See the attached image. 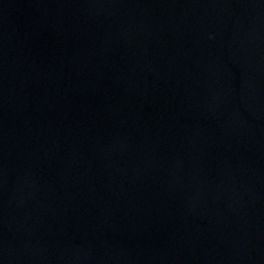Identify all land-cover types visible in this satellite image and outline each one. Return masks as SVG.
Instances as JSON below:
<instances>
[{
  "label": "water",
  "instance_id": "water-1",
  "mask_svg": "<svg viewBox=\"0 0 264 264\" xmlns=\"http://www.w3.org/2000/svg\"><path fill=\"white\" fill-rule=\"evenodd\" d=\"M0 264H264V0H0Z\"/></svg>",
  "mask_w": 264,
  "mask_h": 264
}]
</instances>
